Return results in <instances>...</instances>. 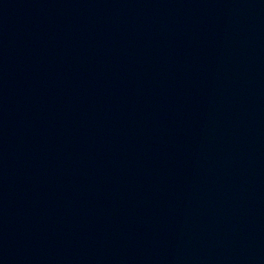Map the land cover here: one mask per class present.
Segmentation results:
<instances>
[{"label": "water", "instance_id": "1", "mask_svg": "<svg viewBox=\"0 0 264 264\" xmlns=\"http://www.w3.org/2000/svg\"><path fill=\"white\" fill-rule=\"evenodd\" d=\"M0 264H264V0H0Z\"/></svg>", "mask_w": 264, "mask_h": 264}]
</instances>
